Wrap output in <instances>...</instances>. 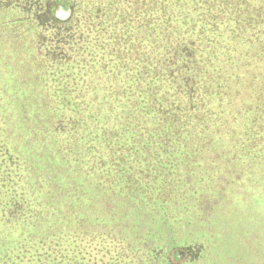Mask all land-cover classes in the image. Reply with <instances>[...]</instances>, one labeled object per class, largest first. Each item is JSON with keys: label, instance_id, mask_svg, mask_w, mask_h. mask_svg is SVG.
<instances>
[{"label": "trees", "instance_id": "16d2710c", "mask_svg": "<svg viewBox=\"0 0 264 264\" xmlns=\"http://www.w3.org/2000/svg\"><path fill=\"white\" fill-rule=\"evenodd\" d=\"M0 7L40 29L38 83L62 110L51 134L103 216L45 196L0 82V264H206L209 200L264 182V0Z\"/></svg>", "mask_w": 264, "mask_h": 264}, {"label": "rangeland", "instance_id": "374dc122", "mask_svg": "<svg viewBox=\"0 0 264 264\" xmlns=\"http://www.w3.org/2000/svg\"><path fill=\"white\" fill-rule=\"evenodd\" d=\"M39 30L16 8L0 7V82L6 116L16 126L14 143L21 157L36 163V180L50 187L46 197L75 203L76 210L84 211L85 221L93 216L100 220L99 190L93 191L91 183L82 181V168L66 158L64 140L51 134L50 126L62 110L50 90L38 83L42 69L37 55ZM238 194L232 199L219 191L209 200L212 215L208 217L206 264H254L261 259L259 255L264 256V182L245 202H240V189Z\"/></svg>", "mask_w": 264, "mask_h": 264}, {"label": "flooded vegetation", "instance_id": "af4514ba", "mask_svg": "<svg viewBox=\"0 0 264 264\" xmlns=\"http://www.w3.org/2000/svg\"><path fill=\"white\" fill-rule=\"evenodd\" d=\"M14 215V214H13ZM12 215V216H13ZM15 216H25V213H17ZM8 220H9V218H8Z\"/></svg>", "mask_w": 264, "mask_h": 264}, {"label": "built area", "instance_id": "2783aa9c", "mask_svg": "<svg viewBox=\"0 0 264 264\" xmlns=\"http://www.w3.org/2000/svg\"><path fill=\"white\" fill-rule=\"evenodd\" d=\"M62 15H64V12H61Z\"/></svg>", "mask_w": 264, "mask_h": 264}]
</instances>
